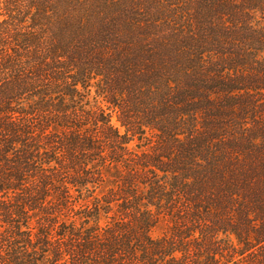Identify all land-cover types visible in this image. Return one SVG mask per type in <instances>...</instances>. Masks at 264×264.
I'll return each mask as SVG.
<instances>
[{"label": "trees", "instance_id": "1", "mask_svg": "<svg viewBox=\"0 0 264 264\" xmlns=\"http://www.w3.org/2000/svg\"><path fill=\"white\" fill-rule=\"evenodd\" d=\"M0 264H264V0H0Z\"/></svg>", "mask_w": 264, "mask_h": 264}, {"label": "rangeland", "instance_id": "2", "mask_svg": "<svg viewBox=\"0 0 264 264\" xmlns=\"http://www.w3.org/2000/svg\"><path fill=\"white\" fill-rule=\"evenodd\" d=\"M111 122L114 126L118 127V124L116 122L114 115H112ZM162 232H163V226H159L158 228L152 229L150 232V235L152 238H158Z\"/></svg>", "mask_w": 264, "mask_h": 264}]
</instances>
